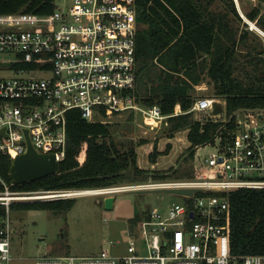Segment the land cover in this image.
I'll return each instance as SVG.
<instances>
[{"label":"built area","instance_id":"built-area-1","mask_svg":"<svg viewBox=\"0 0 264 264\" xmlns=\"http://www.w3.org/2000/svg\"><path fill=\"white\" fill-rule=\"evenodd\" d=\"M232 1L237 6L240 2ZM67 2V8L56 6L46 16L0 15V155L14 159L26 153L28 139L37 153L51 154L60 163L71 110H78L89 123H106L102 110L115 116L139 114L158 126L167 118L156 106H141L133 94L135 0ZM216 105L223 110V101L198 98L186 113L197 120L224 121L222 113H213ZM263 113L241 111L237 131L224 142L216 139L210 145L214 152L197 159L194 153L191 179H149L82 191L6 192L16 200H54L129 191H192L177 196L179 202L142 215L135 230L127 233V252L121 257L103 250L93 257L44 256L34 264H264L262 255L231 254L229 205L231 192L264 190ZM0 204L6 207V216L0 218V264H11L10 200L0 198Z\"/></svg>","mask_w":264,"mask_h":264},{"label":"trees","instance_id":"trees-1","mask_svg":"<svg viewBox=\"0 0 264 264\" xmlns=\"http://www.w3.org/2000/svg\"><path fill=\"white\" fill-rule=\"evenodd\" d=\"M217 0H135L136 10V85L134 96L143 107H158L167 118L161 129L168 139L187 131L189 144L175 168L165 171L143 170L137 165L141 141L117 142L109 122H86L78 110L66 115L65 157L58 172L40 180L15 184L9 174L12 155H0V195L8 193L82 191L193 177L194 153L202 146L224 140L237 131L236 116L241 111L264 112V52L248 39L234 2L226 0V11H215ZM225 1V0H224ZM264 0L245 17L264 32ZM56 9L55 0H0V15L46 16ZM252 26H255L251 23ZM16 67V66H15ZM27 67V66H24ZM208 77L216 99L224 102L213 113L224 121L197 120L186 113L194 103L191 92ZM109 121L114 113L102 110ZM133 113L129 115L132 118ZM168 144L158 152L156 144L149 162L167 155ZM75 199L12 202L11 211L44 210L68 213ZM230 250L238 257L264 256V190H238L229 194ZM6 207L0 204V218ZM141 216L136 218L139 222Z\"/></svg>","mask_w":264,"mask_h":264},{"label":"rangeland","instance_id":"rangeland-1","mask_svg":"<svg viewBox=\"0 0 264 264\" xmlns=\"http://www.w3.org/2000/svg\"><path fill=\"white\" fill-rule=\"evenodd\" d=\"M68 3L67 0H55L56 6L61 9L67 8ZM225 3L226 0H217L213 10L226 11ZM256 5L257 3H247L245 0H240L239 7L234 3L242 22L234 21L239 31L243 30L246 24L245 28L251 32L248 39L264 52V32L245 17L246 12L251 11ZM213 92V84L208 77H204L202 84L195 86L191 96L194 100L216 99ZM218 100L222 102L221 99ZM129 115L114 116L107 121L112 126L113 139L117 142H133L134 144L141 141L147 142L137 148V165L143 170L162 172L175 168L189 146L186 133L179 132L173 139H168L161 129L151 126L152 124L149 123L151 120L148 118L139 114H132L133 117L129 118ZM154 144L158 152L159 150L163 152L166 146L171 144L169 153L159 156L156 164L150 163L148 158ZM212 152L214 149L210 145L202 146L196 150L195 158L207 157ZM151 168L153 170H150ZM6 197L7 195H0V198ZM72 198L76 202L68 213L44 210L9 213L14 230L10 241L11 264H34L36 259L44 256L93 257L103 250H108L113 257H121L127 252L126 235L135 230L138 216L152 209H162L171 202H179L177 196L166 193L129 191L115 194V206L112 209H105L101 195L70 196L64 199ZM12 202L23 201L10 200V203Z\"/></svg>","mask_w":264,"mask_h":264},{"label":"water","instance_id":"water-1","mask_svg":"<svg viewBox=\"0 0 264 264\" xmlns=\"http://www.w3.org/2000/svg\"><path fill=\"white\" fill-rule=\"evenodd\" d=\"M27 135V132H26ZM28 149L27 152L21 155H17L11 163L9 174L12 181L15 184H25L40 180L49 175H53L58 172L59 163L55 160L51 154L37 153L30 145L27 139ZM160 192L173 196L191 195V190H162V191H139L137 193H151ZM11 201L16 199L11 198ZM38 200H52L45 199H22L23 202H31ZM114 204V196L103 198V205L105 209H112Z\"/></svg>","mask_w":264,"mask_h":264},{"label":"bare ground","instance_id":"bare-ground-1","mask_svg":"<svg viewBox=\"0 0 264 264\" xmlns=\"http://www.w3.org/2000/svg\"><path fill=\"white\" fill-rule=\"evenodd\" d=\"M75 194H77V193H75ZM78 194H90V193L89 192H81V193H78ZM5 199L10 200L11 198L9 196H7Z\"/></svg>","mask_w":264,"mask_h":264},{"label":"crops","instance_id":"crops-1","mask_svg":"<svg viewBox=\"0 0 264 264\" xmlns=\"http://www.w3.org/2000/svg\"><path fill=\"white\" fill-rule=\"evenodd\" d=\"M182 132H183V131H182ZM184 132H185L186 135H187V131H184ZM186 140H187V139H186ZM170 145H171V144H170ZM159 152H162V151L159 150ZM155 164H156V163H155ZM150 170H153V168H151ZM101 202H102V201H101ZM102 203H103V202H102ZM102 203H101V204H102ZM113 206H115V199H114V204H113Z\"/></svg>","mask_w":264,"mask_h":264}]
</instances>
